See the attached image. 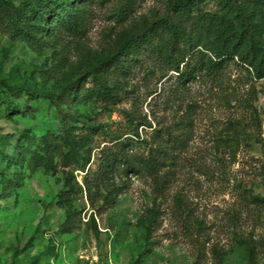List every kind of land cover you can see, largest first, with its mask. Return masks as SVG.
<instances>
[{
    "label": "rangeland",
    "instance_id": "rangeland-1",
    "mask_svg": "<svg viewBox=\"0 0 264 264\" xmlns=\"http://www.w3.org/2000/svg\"><path fill=\"white\" fill-rule=\"evenodd\" d=\"M177 2L60 0L33 44L0 17V264H264V76L206 69L225 9Z\"/></svg>",
    "mask_w": 264,
    "mask_h": 264
},
{
    "label": "trees",
    "instance_id": "trees-1",
    "mask_svg": "<svg viewBox=\"0 0 264 264\" xmlns=\"http://www.w3.org/2000/svg\"><path fill=\"white\" fill-rule=\"evenodd\" d=\"M201 1L203 0H178L177 3H179L178 5L182 11H186L191 10V8L197 6ZM59 2L60 0H0V17L6 15L13 20V26L8 31L13 39L25 37L29 44H33L35 40L42 38V31H39L37 35L31 33L32 21L37 17L41 18L43 16H49L50 14L54 17L57 16L55 9L59 8ZM220 2L225 12L221 15H213L211 17V23L214 22L216 24L213 32L216 34L218 42L210 49L211 56H208V59L203 61L206 64L205 68L210 72L217 73L227 62L236 58L241 64L253 67L258 77H263L264 45L256 37L246 2L244 0H220ZM63 13L66 14L65 9H63ZM174 34L176 33L174 32ZM174 34L172 33L173 36H175ZM134 39L126 41L119 49L126 51ZM183 63V65H187L186 61H183ZM198 70L195 67L181 70L179 64H176L174 67V71L178 73L179 80L182 84L184 79L193 78ZM92 80L93 83L102 85V81L96 74ZM79 90L76 89L75 92ZM21 91L22 89L19 90L18 87L0 88V105L7 106L8 110H14L16 106L10 100L8 92L20 93ZM64 93L63 91L62 94ZM62 122L63 129L66 132L65 120ZM135 134L138 136L137 132ZM127 141L129 142L130 140L127 139ZM109 161L110 159L107 160V162ZM123 161L127 162L125 159ZM147 161L154 163V165L159 164L157 155H150ZM126 165L128 166V163ZM131 168H134L133 170L135 172L139 170L134 165H131Z\"/></svg>",
    "mask_w": 264,
    "mask_h": 264
}]
</instances>
